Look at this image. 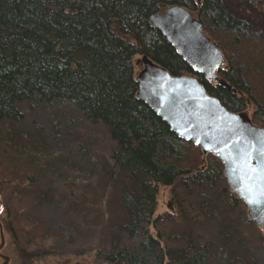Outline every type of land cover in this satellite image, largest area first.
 <instances>
[{
    "label": "trees",
    "instance_id": "obj_1",
    "mask_svg": "<svg viewBox=\"0 0 264 264\" xmlns=\"http://www.w3.org/2000/svg\"><path fill=\"white\" fill-rule=\"evenodd\" d=\"M242 4L264 8V0H235L238 9ZM171 6L196 18L222 53L217 78L229 91L192 73L149 24L150 16ZM247 30L220 0H0V122L21 121L19 103L64 100L90 125H101L115 144L111 179L119 182L126 219L107 236L105 264H213L212 243L167 235V216L155 217L159 187L179 186L187 195L210 188L231 209L245 212L229 191L218 158L170 132L137 99L135 79L136 62L145 57L173 77L196 79L228 112L245 114L264 129V43ZM1 152L5 224L25 246L44 248L50 241L43 225L25 218L24 199L16 197L23 185L17 161L8 147ZM179 205L201 224L192 206ZM244 219L254 225L245 213ZM74 239L70 233L65 244Z\"/></svg>",
    "mask_w": 264,
    "mask_h": 264
},
{
    "label": "rangeland",
    "instance_id": "obj_2",
    "mask_svg": "<svg viewBox=\"0 0 264 264\" xmlns=\"http://www.w3.org/2000/svg\"><path fill=\"white\" fill-rule=\"evenodd\" d=\"M220 1L264 43L263 8L242 4L238 9L235 0ZM16 108L21 121L0 122V161L5 160L1 149L8 147L23 180L16 197L24 199L25 218L40 222L50 242L44 248L28 247L8 230L4 255L13 264H105L107 236L113 237L126 219L118 201L119 182L111 179L114 142L70 102H22ZM181 201L194 208L200 225L183 214ZM156 205L155 217L167 216V235L214 245L213 264H264V229L247 223V210L231 209L212 189L187 195L179 186L159 187ZM1 220L9 223L6 209ZM70 233L75 239L66 245Z\"/></svg>",
    "mask_w": 264,
    "mask_h": 264
},
{
    "label": "water",
    "instance_id": "obj_3",
    "mask_svg": "<svg viewBox=\"0 0 264 264\" xmlns=\"http://www.w3.org/2000/svg\"><path fill=\"white\" fill-rule=\"evenodd\" d=\"M148 21L192 73L218 82L217 71L224 57L187 10L171 6ZM136 65L141 68L135 79L137 99L176 137L199 147L203 155L219 159L229 191L243 202L248 219L264 229V129L255 127L244 114L228 112L196 79L173 77L145 57ZM218 84L230 90L224 83ZM4 215L0 194V264H11L4 255L9 241L7 225L1 220Z\"/></svg>",
    "mask_w": 264,
    "mask_h": 264
},
{
    "label": "flooded vegetation",
    "instance_id": "obj_4",
    "mask_svg": "<svg viewBox=\"0 0 264 264\" xmlns=\"http://www.w3.org/2000/svg\"><path fill=\"white\" fill-rule=\"evenodd\" d=\"M264 9V8H263ZM264 11V10H263Z\"/></svg>",
    "mask_w": 264,
    "mask_h": 264
},
{
    "label": "snow or ice",
    "instance_id": "obj_5",
    "mask_svg": "<svg viewBox=\"0 0 264 264\" xmlns=\"http://www.w3.org/2000/svg\"><path fill=\"white\" fill-rule=\"evenodd\" d=\"M250 202H252V201H250Z\"/></svg>",
    "mask_w": 264,
    "mask_h": 264
}]
</instances>
